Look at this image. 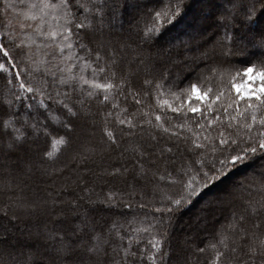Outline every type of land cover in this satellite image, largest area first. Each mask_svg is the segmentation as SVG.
<instances>
[{"label":"snow or ice","instance_id":"1","mask_svg":"<svg viewBox=\"0 0 264 264\" xmlns=\"http://www.w3.org/2000/svg\"><path fill=\"white\" fill-rule=\"evenodd\" d=\"M19 2L0 24V264H264V0L212 3L178 42L184 0ZM238 56L244 82L225 87ZM244 162L258 191L226 188L211 234L177 237Z\"/></svg>","mask_w":264,"mask_h":264},{"label":"trees","instance_id":"2","mask_svg":"<svg viewBox=\"0 0 264 264\" xmlns=\"http://www.w3.org/2000/svg\"><path fill=\"white\" fill-rule=\"evenodd\" d=\"M10 2L14 3V4L17 3L16 4L17 7L18 8L20 7L19 0H10ZM164 2H167V0H164ZM221 2H223V0H184L186 8H185L183 18L180 20L179 23H174L172 26H169V31L165 33L166 39L172 40L173 42H178L179 40L187 41L189 39V34H186V32L189 31L190 29H193L194 24L196 27H201V28L204 27V25L197 22L198 18H200V16H201V13L203 12V10L205 8H209V5L212 3L220 4ZM2 3H3V0H0V24H4L6 21L14 22L13 17L15 16V12H10L7 16H5L3 14V11H2ZM155 6L159 7L160 6L159 2H157ZM192 11L196 12V19L194 17L189 18V15ZM205 11H207L204 15L205 17L210 15L209 9H206ZM262 17L264 18V12H261L259 14L260 20L262 19ZM246 60H247V58L242 57V56H238V57H235L232 59L231 65L229 66V71H230L231 77H234L235 79H234V81H229V78L226 77L225 78L226 82L224 85L225 87L228 86L229 82L237 83V82L244 79L243 78V71H244V68L248 66ZM210 86L215 88L214 84L210 85ZM161 99L162 100L167 99L170 103L173 104V106H175V104L179 103V101H174L172 99V97H170V96H163V97H161ZM169 115L171 116L173 114L169 112ZM189 115H191V114H189ZM178 122H181V121H178L176 119H173L171 121V123H178ZM97 135H99V134L97 133ZM161 135L165 136V137L167 136L166 133H161ZM66 154L70 156L71 152H68V150H64L62 153L58 154L60 156V162L66 158ZM253 167L258 169V162L257 163H252V162L241 163L236 168L232 169L229 173H227L225 177H221L215 183H213V184L209 185L208 187H206L205 189L201 190L198 195H196L192 198L191 203L188 204L183 210L191 211L192 207H194V205L203 196H205L207 193L215 191L216 188H218L220 186L225 187V185H228L230 183H232V185H235L238 182H242L248 190L252 191L253 194H255L258 191V183L260 181L259 171L256 169V171L251 173V175L248 174V178L242 176V174L247 173L248 171H250V169L252 170ZM206 208H209V206ZM201 210L203 211L204 208ZM122 211H124L126 214H128L127 209H123ZM148 211L150 212L151 209H149ZM182 213H183V211H182ZM139 214L143 215L144 214L143 210H140ZM180 215L181 214L178 213V221H180V218H181ZM212 231H213V228L211 227L210 232H212ZM209 235L201 236L200 238L204 239L205 237H207ZM201 264H203V261H201Z\"/></svg>","mask_w":264,"mask_h":264},{"label":"rangeland","instance_id":"3","mask_svg":"<svg viewBox=\"0 0 264 264\" xmlns=\"http://www.w3.org/2000/svg\"><path fill=\"white\" fill-rule=\"evenodd\" d=\"M223 3V2H221ZM220 3V4H221ZM17 4V3H16ZM219 5V4H217ZM206 9L209 8H205L203 10V12L201 13L200 18H198L197 22H199L200 24H202V20L205 17V13L207 11H205ZM192 15V16H191ZM209 16V15H208ZM195 18L196 19V12L192 11L189 15V18ZM262 21H264V18L262 17L261 19ZM193 29H190L189 31L186 32V34H191ZM244 79L237 82V83H243ZM96 138H98V135L96 136ZM70 152V151H68ZM118 158L114 157L112 160L107 161L108 164L111 163H116ZM62 162V163H61ZM60 163L64 164L67 163L69 164V166H72V160H71V155H67L66 154V158L64 160H62ZM124 162V161H121ZM97 163H99V161H97ZM255 169V170H254ZM257 168L253 167V169L250 171H248L247 173L242 174V176L248 178V174L251 175V173L255 172ZM258 170V169H257ZM61 183V181H57V185H59ZM233 186L232 183L225 185L224 186H220L218 188H216L215 191L207 193L205 196H203L195 205L194 207H192L191 211L188 210H183V213H179L181 214V218L180 221H178V230H177V237L181 236V235H186L188 234V226L189 225H199L200 228V232H199V236H206L211 234V227L214 228V226L220 222L223 221L224 217L228 215V209L224 208V207H217L216 206V201L217 199L223 194V191L226 188H229ZM223 187V188H222ZM60 191V198L63 200H70L72 198H74L78 193H79V189L75 188V186H69L67 188L64 189H59ZM97 193L101 192V188H97ZM209 208H206L208 207ZM204 210L202 211L201 209ZM183 230V231H181Z\"/></svg>","mask_w":264,"mask_h":264}]
</instances>
